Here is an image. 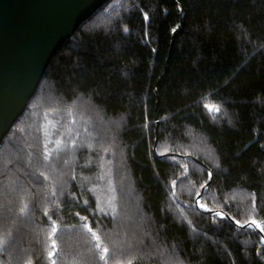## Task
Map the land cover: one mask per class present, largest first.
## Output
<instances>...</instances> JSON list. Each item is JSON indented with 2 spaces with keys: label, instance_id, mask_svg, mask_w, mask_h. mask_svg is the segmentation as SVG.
Listing matches in <instances>:
<instances>
[{
  "label": "trees",
  "instance_id": "trees-1",
  "mask_svg": "<svg viewBox=\"0 0 264 264\" xmlns=\"http://www.w3.org/2000/svg\"><path fill=\"white\" fill-rule=\"evenodd\" d=\"M87 18L0 147V264H264V0Z\"/></svg>",
  "mask_w": 264,
  "mask_h": 264
},
{
  "label": "water",
  "instance_id": "water-1",
  "mask_svg": "<svg viewBox=\"0 0 264 264\" xmlns=\"http://www.w3.org/2000/svg\"><path fill=\"white\" fill-rule=\"evenodd\" d=\"M106 1L0 0V147L13 125L27 110L30 99L35 95L61 45ZM177 5L182 21L184 12L179 2ZM181 21L173 31L163 75L171 60ZM154 95L158 103L157 85ZM204 106L207 110L211 108L206 104ZM157 133L158 126L153 146L155 152L159 139ZM184 156L200 162L194 156ZM212 177L211 173L202 191L210 185ZM199 197L201 194L197 197V206ZM243 226H253V223ZM259 230L262 235L263 232Z\"/></svg>",
  "mask_w": 264,
  "mask_h": 264
},
{
  "label": "snow or ice",
  "instance_id": "snow-or-ice-1",
  "mask_svg": "<svg viewBox=\"0 0 264 264\" xmlns=\"http://www.w3.org/2000/svg\"><path fill=\"white\" fill-rule=\"evenodd\" d=\"M213 108H214V110L219 111L218 107L213 106ZM237 223H239V222H237ZM252 223L256 224L257 222L255 220H253ZM261 231H264V227H261ZM96 238L99 239V237H96ZM53 243H55V241H53ZM97 246H99V245H97ZM104 251L107 252V249H104Z\"/></svg>",
  "mask_w": 264,
  "mask_h": 264
}]
</instances>
